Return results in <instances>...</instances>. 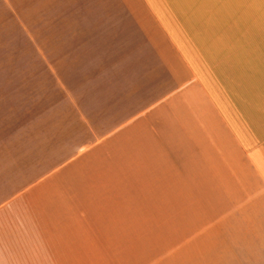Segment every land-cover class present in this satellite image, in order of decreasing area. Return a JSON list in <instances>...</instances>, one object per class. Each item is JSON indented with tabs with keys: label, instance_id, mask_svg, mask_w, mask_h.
Segmentation results:
<instances>
[{
	"label": "crops",
	"instance_id": "crops-1",
	"mask_svg": "<svg viewBox=\"0 0 264 264\" xmlns=\"http://www.w3.org/2000/svg\"><path fill=\"white\" fill-rule=\"evenodd\" d=\"M59 3L85 8L84 97L70 101L84 110L77 130L65 122L0 148V264H85L89 219L121 216V206L87 208L85 176L72 177L90 138L112 170L106 202H121L125 187L146 216L155 201L188 203L192 243L209 251V264H264V51L251 58L225 35L209 50L190 49L165 10L123 24L103 17L121 8L105 0H0V8L27 25L26 12Z\"/></svg>",
	"mask_w": 264,
	"mask_h": 264
},
{
	"label": "rangeland",
	"instance_id": "rangeland-1",
	"mask_svg": "<svg viewBox=\"0 0 264 264\" xmlns=\"http://www.w3.org/2000/svg\"><path fill=\"white\" fill-rule=\"evenodd\" d=\"M105 1L121 8L102 11L103 17L116 16L123 24L140 23L150 14L162 18L165 10L175 28L180 25L190 49L209 50L211 39L228 36L231 45H243L251 58L257 48L264 51V0ZM61 4L54 10L26 12L29 19L24 21L31 22L27 25L19 24L15 11L10 16L0 8V148H8L15 139L30 144L40 132L44 135L65 122L78 129L74 117L82 116L84 106L70 101L84 97L85 8ZM44 20L47 23L41 24ZM96 140L85 143V153L91 152L85 155L84 169L79 164L72 177L79 181L85 176L87 208L121 206V216L89 219L91 248L85 250V264H209V251L195 249L192 243L193 223L185 214L188 203L181 204V211L175 202L155 201L154 216H146V203H136L134 209L126 200L125 187L121 202L105 201V193L114 192L113 186L104 184L113 180L112 170L106 169L107 160L99 150L90 149ZM104 239L111 241L104 246L115 248L96 247Z\"/></svg>",
	"mask_w": 264,
	"mask_h": 264
}]
</instances>
